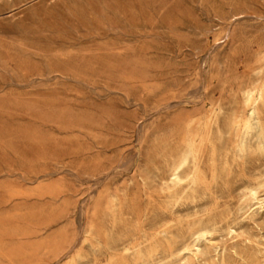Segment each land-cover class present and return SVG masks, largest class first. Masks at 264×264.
<instances>
[{"label": "rangeland", "instance_id": "rangeland-1", "mask_svg": "<svg viewBox=\"0 0 264 264\" xmlns=\"http://www.w3.org/2000/svg\"><path fill=\"white\" fill-rule=\"evenodd\" d=\"M263 71L264 0H0V264H264Z\"/></svg>", "mask_w": 264, "mask_h": 264}, {"label": "bare ground", "instance_id": "bare-ground-1", "mask_svg": "<svg viewBox=\"0 0 264 264\" xmlns=\"http://www.w3.org/2000/svg\"><path fill=\"white\" fill-rule=\"evenodd\" d=\"M229 36H230V31L224 30L223 34L219 37L213 38V41H218V40L224 41V40H227ZM260 51L261 50H258L257 52L259 53ZM243 103L245 107V112L243 113L244 116L241 117L240 115L236 113H232V115L229 117L230 126L239 129V133L237 136H238V142H239L238 147L240 150L246 149V147L249 144V141L252 138H254L255 125L252 122V117L255 114H258L261 108H264V76L263 78H261L260 81H250L243 87ZM214 119H215L214 111L213 109H209L204 118V122H203L204 128L209 129L210 125L214 122ZM195 136H199V134L196 131L192 130L191 128H188L186 131V136H185V146L187 150L183 154V156L175 164H173L170 168L171 180L176 183L182 180L181 170L183 166L188 162L191 154L194 151L193 140ZM247 190L249 191L247 193H249L251 198L255 200L254 210L256 212H261V213L264 212V198L260 197L256 188H249ZM203 231L204 229L203 230L201 229L198 231H194L189 235V242H190L189 245L191 246V250L195 255L202 253V247H201V243L199 242L198 236ZM226 231L227 233L231 234L235 232V229L231 226H228L226 228ZM213 246L215 250L219 248L218 244L216 243ZM183 249L184 248H179L178 252H181Z\"/></svg>", "mask_w": 264, "mask_h": 264}]
</instances>
